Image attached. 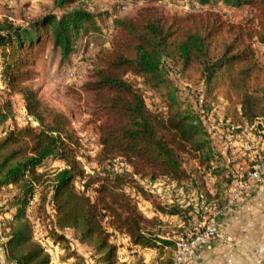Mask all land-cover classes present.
Segmentation results:
<instances>
[{"label":"trees","instance_id":"16d2710c","mask_svg":"<svg viewBox=\"0 0 264 264\" xmlns=\"http://www.w3.org/2000/svg\"><path fill=\"white\" fill-rule=\"evenodd\" d=\"M66 1L73 0L59 4ZM190 1L199 10L167 14L158 5L145 4L130 16L112 19L108 46L94 54L81 86L90 100L97 142L99 168L90 172L80 160L81 143L68 115L44 105L24 82L31 80V67L47 45L64 63L83 41L104 33L95 14L73 8L59 16H39L27 26L0 20V83L22 95L28 118L3 130L13 115L9 106L0 105V194L7 195L0 206L6 217L1 246L7 263L53 264L34 238L27 215L33 194L34 218L40 224L47 221L46 238L68 250L61 231L70 229L99 264H119L117 245L110 239L114 233L125 236L129 247L155 251L154 260L146 262L133 250L130 264H173L174 240L159 234L160 220L141 212L136 197L147 199L141 181L159 179L201 193V177L185 170V157L195 160L197 168L212 169L214 194L206 197L223 205L229 178L219 169L198 112L180 100L170 70L201 84L203 102L220 99L224 118L251 122L264 117V62L252 48L254 39L264 46V0ZM220 7H245L250 16L233 22ZM129 77L138 78L157 102L152 99L149 107ZM52 161L62 166L49 167ZM151 202L156 212L191 225L192 200L186 205ZM70 257L83 260L68 250L60 261Z\"/></svg>","mask_w":264,"mask_h":264},{"label":"rangeland","instance_id":"374dc122","mask_svg":"<svg viewBox=\"0 0 264 264\" xmlns=\"http://www.w3.org/2000/svg\"><path fill=\"white\" fill-rule=\"evenodd\" d=\"M61 1L62 0H0V20H7L14 25L27 26L39 16L49 13L59 16L73 8H84L95 14L96 20L102 27L104 33L98 36L91 35L86 39L87 43L83 41L81 47L76 49L75 54L64 63L60 62L58 54L51 50L50 45H47L38 53L37 59L31 67L32 72H34L31 80L24 82V84L36 90L40 101L44 105L61 110L68 115L71 127L81 143L79 151V154H81L80 160L86 172H90L92 169L99 168L95 161L97 142L94 127L90 122V100L81 89V86L89 78L90 69L94 64V54L100 46H108L112 34V19L130 16L137 8L145 4L158 5L167 14L183 13L188 10H199L198 8L200 7L190 0H137L136 2L132 0H73L63 2L62 5H60L59 3ZM201 8L205 9L207 7ZM217 10L224 14L228 20L233 22L243 23L250 16V11L245 7L233 9L220 7L217 8ZM252 48L257 58L264 62V46L254 39L252 40ZM177 75L175 69L171 68L170 77L173 83L178 87L180 100L183 102V105L190 106L197 112L198 100L200 97L203 98L201 84H193L180 76L177 77ZM129 78L138 88L143 90L145 102L149 107L152 106V99L157 102L155 95L145 90L138 78ZM23 103L24 101L21 94L16 92L11 93L0 83V105L4 104L9 106L11 114L13 115L12 118L4 123L3 130H7L15 125L21 126L28 121ZM203 104L205 109H209L212 105H220L223 109V103L220 99L217 101L207 99ZM185 159L186 161L183 164L185 170L189 174L200 176L203 183V191L199 194L193 193L191 196L194 204L193 206L195 207V203L199 196L206 197V194H214L212 187L215 177L211 173L212 169L197 168L195 160L189 157H185ZM52 162L48 166L57 167L58 164H52ZM217 164L221 172L224 173L225 168L219 165L218 159ZM170 183L171 182L166 179H159L154 183H148L144 180L141 181V184L147 190V199L137 195L136 201L138 209L146 216L156 215L158 220H160L159 234L162 237L175 240L185 232L191 230L194 215L192 210L191 225L187 226L178 216L164 215L153 209L151 205L152 200L154 202L169 204L166 201L165 190L170 186ZM76 184L80 186V182ZM36 189L38 190L39 188L36 187ZM6 196L0 194V206L5 202ZM33 208L34 202L27 206V215L32 222L34 238L42 244L48 253L52 252V255H50V253L49 255L53 264H85V260L89 262L93 261V264H99L96 261L97 256L93 253L91 248L86 244L79 243L70 229L61 231L67 239L68 250H73L76 254L82 256L83 260L80 262L77 261L76 258L70 257L67 261L61 262L60 260L66 255L68 250L60 245L52 243L46 238V228L44 225L47 221H44L42 224H40V222L37 223L36 218H34ZM47 211L52 217V209L48 208ZM6 215L8 216V214ZM5 218L6 217L3 215H0L1 235L2 224H4ZM125 238V236L116 233L110 238L111 241L117 245V262L119 264H130L132 262L131 255L134 254L133 250L140 252L146 262L154 260L156 255L153 249L142 250L138 247H129L128 239ZM55 260L56 262H54Z\"/></svg>","mask_w":264,"mask_h":264},{"label":"built area","instance_id":"2783aa9c","mask_svg":"<svg viewBox=\"0 0 264 264\" xmlns=\"http://www.w3.org/2000/svg\"><path fill=\"white\" fill-rule=\"evenodd\" d=\"M203 103L200 97L197 108L199 119L209 134L212 149L219 165L225 168L229 182L222 206L218 207L206 197L197 198L191 230L174 240L173 264H193L204 244L219 235L217 217L222 212H231L236 205L249 200L261 185L264 186V117H257L251 122H234L224 118L220 105L205 109ZM192 194L190 187L170 185L165 190L169 204L186 205L192 200ZM35 197V194L30 197L28 205L34 202ZM49 253L52 255V252ZM85 264H93V261L85 260Z\"/></svg>","mask_w":264,"mask_h":264},{"label":"crops","instance_id":"0c3cea01","mask_svg":"<svg viewBox=\"0 0 264 264\" xmlns=\"http://www.w3.org/2000/svg\"><path fill=\"white\" fill-rule=\"evenodd\" d=\"M52 164L62 166L57 161ZM216 223L219 235L204 244L193 264H264L263 185L231 212H222ZM3 240L0 234V264H7L1 246Z\"/></svg>","mask_w":264,"mask_h":264}]
</instances>
